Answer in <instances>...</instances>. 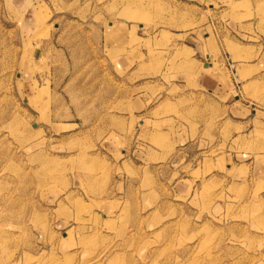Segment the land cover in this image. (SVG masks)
I'll return each instance as SVG.
<instances>
[{
	"label": "rangeland",
	"instance_id": "374dc122",
	"mask_svg": "<svg viewBox=\"0 0 264 264\" xmlns=\"http://www.w3.org/2000/svg\"><path fill=\"white\" fill-rule=\"evenodd\" d=\"M13 1L0 264H264V0Z\"/></svg>",
	"mask_w": 264,
	"mask_h": 264
},
{
	"label": "crops",
	"instance_id": "0c3cea01",
	"mask_svg": "<svg viewBox=\"0 0 264 264\" xmlns=\"http://www.w3.org/2000/svg\"><path fill=\"white\" fill-rule=\"evenodd\" d=\"M13 1V0H12ZM26 0H14L13 3L15 7L23 8V4L25 3ZM70 235V230L67 231L66 236Z\"/></svg>",
	"mask_w": 264,
	"mask_h": 264
}]
</instances>
